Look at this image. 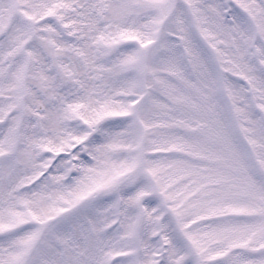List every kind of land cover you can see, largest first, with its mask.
I'll return each mask as SVG.
<instances>
[{
  "label": "snow or ice",
  "instance_id": "obj_1",
  "mask_svg": "<svg viewBox=\"0 0 264 264\" xmlns=\"http://www.w3.org/2000/svg\"><path fill=\"white\" fill-rule=\"evenodd\" d=\"M0 264H264V0H0Z\"/></svg>",
  "mask_w": 264,
  "mask_h": 264
}]
</instances>
